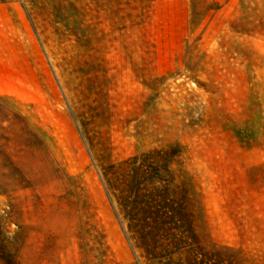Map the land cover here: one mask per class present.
<instances>
[{"label": "rangeland", "instance_id": "rangeland-1", "mask_svg": "<svg viewBox=\"0 0 264 264\" xmlns=\"http://www.w3.org/2000/svg\"><path fill=\"white\" fill-rule=\"evenodd\" d=\"M153 151L146 253L105 175ZM0 264H264V0H0Z\"/></svg>", "mask_w": 264, "mask_h": 264}, {"label": "trees", "instance_id": "trees-1", "mask_svg": "<svg viewBox=\"0 0 264 264\" xmlns=\"http://www.w3.org/2000/svg\"><path fill=\"white\" fill-rule=\"evenodd\" d=\"M153 154L158 159L161 151L129 158L112 166L105 175L106 193L120 224L126 226L133 238L140 239L146 253L150 246L159 244V235H167L178 244L180 234L185 233L180 220L185 212L165 200L163 193L168 187L161 185L164 182L161 173L165 170L152 164L156 159Z\"/></svg>", "mask_w": 264, "mask_h": 264}]
</instances>
